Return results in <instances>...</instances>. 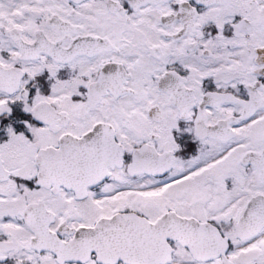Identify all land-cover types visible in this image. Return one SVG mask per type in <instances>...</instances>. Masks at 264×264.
<instances>
[{
    "label": "snow or ice",
    "instance_id": "snow-or-ice-1",
    "mask_svg": "<svg viewBox=\"0 0 264 264\" xmlns=\"http://www.w3.org/2000/svg\"><path fill=\"white\" fill-rule=\"evenodd\" d=\"M0 264H264V0H0Z\"/></svg>",
    "mask_w": 264,
    "mask_h": 264
}]
</instances>
